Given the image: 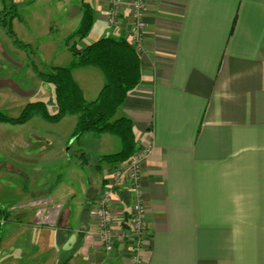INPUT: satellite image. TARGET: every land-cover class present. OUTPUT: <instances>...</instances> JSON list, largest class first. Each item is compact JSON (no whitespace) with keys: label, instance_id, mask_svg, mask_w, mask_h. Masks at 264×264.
I'll list each match as a JSON object with an SVG mask.
<instances>
[{"label":"crops","instance_id":"0c3cea01","mask_svg":"<svg viewBox=\"0 0 264 264\" xmlns=\"http://www.w3.org/2000/svg\"><path fill=\"white\" fill-rule=\"evenodd\" d=\"M88 3L103 24L96 40H130L127 4L113 27L105 21L108 0ZM142 21L141 80L116 118L131 120L137 151L153 146L139 176L149 232L143 264H264V0H145ZM71 74L87 101L105 82L95 67ZM67 119L55 149L38 135L5 136L11 172L39 168L55 154V205L52 193L31 192L16 215L0 210V264H131L122 239L107 254L91 233V204L103 189H112L116 221L130 210V193L114 178L126 162H100L121 142L88 133L76 139L94 135L110 146L92 153L82 143L64 153L77 122ZM67 181L81 185L84 208L70 206L79 192Z\"/></svg>","mask_w":264,"mask_h":264},{"label":"rangeland","instance_id":"374dc122","mask_svg":"<svg viewBox=\"0 0 264 264\" xmlns=\"http://www.w3.org/2000/svg\"><path fill=\"white\" fill-rule=\"evenodd\" d=\"M82 1L92 2V0H11L18 14L12 20V29L22 45H15L13 39L0 27V48L5 53H0V113L16 118L26 104L35 101H43L50 112L55 111L54 86L42 82L38 72L48 73L55 66L68 65L71 51L70 44H66V38L78 25L79 6ZM102 25L94 19L89 34L82 40H76L77 47L94 42L98 26ZM67 118L74 116L66 117L59 125L44 120L38 113L24 125L0 122V210L5 208L16 215L27 207L21 197L23 196L26 201L32 199L34 196L31 192L44 198L48 197V193H52V204L49 207L55 205V154L40 164L39 168L27 165L11 172L6 162L7 153L10 151L7 150L5 136L10 138L9 135H38L48 140L46 143H51L55 149V134L59 129L61 130L59 133L62 134L69 130L70 123H67V120L71 119ZM87 136L79 141L76 137L71 139L62 150L66 153L69 148L70 151L67 153L72 155L78 145L85 143L88 150L95 153L96 150L109 147L111 144L109 139L107 141L102 139L98 143L94 141L93 138H96L94 135ZM101 138L114 137L106 135ZM108 151L114 153L115 150ZM66 183L63 185L78 192L81 190L80 184H69V181ZM81 194L79 192L77 200L70 204L73 209L79 206L84 208V203L80 201L83 202L85 198H82Z\"/></svg>","mask_w":264,"mask_h":264},{"label":"trees","instance_id":"16d2710c","mask_svg":"<svg viewBox=\"0 0 264 264\" xmlns=\"http://www.w3.org/2000/svg\"><path fill=\"white\" fill-rule=\"evenodd\" d=\"M1 3L3 8L0 11V27L14 43L22 45L12 29V20L18 15L15 5L11 0H1ZM79 10L81 14L79 23L66 38V44H70L72 54L70 64L55 66L48 73L38 72L42 82L54 86L55 111L50 112L45 102L35 101L26 104L16 118L0 113V122L24 124L35 113L50 123H58L65 116H75L77 122L73 137L78 138L88 133L96 136L102 134L115 136L121 142L120 151L102 156L100 162L125 163L137 152L135 134L129 118H116L115 115L128 94L140 83L139 53L123 36L101 37L84 47H77V41L89 34L94 21L93 9L88 2L82 1ZM84 67L97 68L105 78L97 97L91 101L85 100L71 74L72 69ZM60 264H68V259H63Z\"/></svg>","mask_w":264,"mask_h":264},{"label":"built area","instance_id":"2783aa9c","mask_svg":"<svg viewBox=\"0 0 264 264\" xmlns=\"http://www.w3.org/2000/svg\"><path fill=\"white\" fill-rule=\"evenodd\" d=\"M128 5L130 12V42L139 49L143 39L144 23L142 21L145 9V0H108L105 13V21L109 26L117 27L120 22L123 5ZM128 35V36H129ZM126 38V37H125ZM153 146L147 144L137 151L127 162L125 167L114 171L116 184L126 188L130 193L131 203L129 213L120 221L115 220L111 209V188L102 190L99 198L91 204L94 215L93 233L107 254L115 252L120 239L123 241L126 253L129 252L131 264H143L141 252L149 239V232L145 221V207L141 200L139 188L140 166L152 153ZM37 216L43 214V210L37 211Z\"/></svg>","mask_w":264,"mask_h":264}]
</instances>
